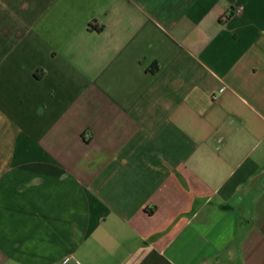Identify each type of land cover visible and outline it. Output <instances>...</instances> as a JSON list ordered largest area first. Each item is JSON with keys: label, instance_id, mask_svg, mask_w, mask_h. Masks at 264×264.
Here are the masks:
<instances>
[{"label": "crops", "instance_id": "crops-1", "mask_svg": "<svg viewBox=\"0 0 264 264\" xmlns=\"http://www.w3.org/2000/svg\"><path fill=\"white\" fill-rule=\"evenodd\" d=\"M0 264H264V0H0Z\"/></svg>", "mask_w": 264, "mask_h": 264}]
</instances>
